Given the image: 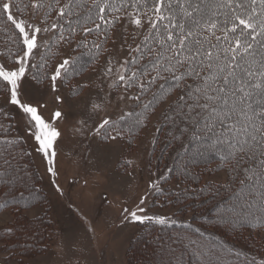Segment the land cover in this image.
Here are the masks:
<instances>
[{
  "label": "snow or ice",
  "instance_id": "snow-or-ice-1",
  "mask_svg": "<svg viewBox=\"0 0 264 264\" xmlns=\"http://www.w3.org/2000/svg\"><path fill=\"white\" fill-rule=\"evenodd\" d=\"M57 5V21L50 26L47 19L33 21L41 11L52 7V0H0V16L6 17L18 30L19 51L12 55L15 67L0 63V90L7 103L14 106L23 117L25 130L35 144V151L42 156L47 172L55 177L56 144L61 132L42 110L46 105L28 98V73L30 69L46 67L33 63L32 57L40 47V34L64 27L60 21H68V39L60 32L58 40L71 43L77 27L84 34L100 32L102 26H112L109 32L101 33L104 42L110 32L119 27L122 39L129 36L140 42L132 47L123 62L107 61L103 75L112 80L110 87H123L120 101H132L138 106L145 93H152V99L143 104L147 112L154 113L155 102L165 94L177 93L175 100L163 113L167 121L172 141L188 140L192 159L201 150L219 154L218 159L228 173L229 183H238L245 203L256 201L264 208V0H54ZM31 9L28 19L21 17ZM91 25V26H89ZM78 45L87 47V39L82 37ZM97 52L107 51L101 43H93ZM77 58H64L57 63L48 76L53 91L57 81H63L75 71ZM115 79H112L113 69ZM40 77L37 72L31 80ZM82 87V86H80ZM135 88L136 94L126 95ZM156 89L153 92V89ZM75 91V89H74ZM57 101L63 102L57 96ZM91 111H104L110 101L97 96L89 98ZM137 116L135 111L119 117L126 121L129 134L141 125L147 126L150 115ZM9 120L7 126L0 123V183L7 187L11 177L8 170L16 159L18 145L23 138L15 135V125L5 112H0ZM63 113L57 110L54 119ZM105 141H116L124 136V128L117 121L105 116L92 129ZM157 133L163 126L157 127ZM156 137L153 138V143ZM188 148L186 147V151ZM130 163V161L128 162ZM172 169H169L171 172ZM187 173V166H184ZM160 177L150 184L157 192ZM223 187V185H221ZM57 191H62L56 185ZM205 189H201L203 192ZM209 190L218 195V189L209 185ZM140 204H144V198ZM9 202L0 201V209H7ZM19 211V205H13ZM124 220L141 222L155 221L161 225L175 223L169 217L142 215L146 209H124ZM219 218L227 219L231 213L227 207L218 210ZM230 222V221H229ZM6 239L14 233V228L3 230ZM198 231V230H197ZM195 248L197 264H222L226 250L213 241L191 240ZM231 255V254H229Z\"/></svg>",
  "mask_w": 264,
  "mask_h": 264
},
{
  "label": "trees",
  "instance_id": "trees-1",
  "mask_svg": "<svg viewBox=\"0 0 264 264\" xmlns=\"http://www.w3.org/2000/svg\"><path fill=\"white\" fill-rule=\"evenodd\" d=\"M44 2L47 4L49 0H44ZM65 2L66 0H61V4ZM23 3H28V0H23ZM56 11L57 5L52 0L51 8H47L46 11L42 10L39 17L32 16L31 19L42 25L43 21L47 19V24L50 26L58 19ZM30 13L31 9L29 8L21 17L14 10L18 19H28ZM60 23L64 24V27L49 32V38L45 42V49L40 58H46L49 52H51L49 56L52 60L58 58L62 47L68 52L67 58H77L78 62L74 66V73L63 80V83H66L83 71H95L98 68L102 59L111 51V38L104 42L101 33L109 32L112 26H102L99 33L94 30L91 35H87L80 31L75 18H72V24L77 27V31L73 34L72 42L65 43L58 40V35L63 32L65 40L68 39V21L63 20ZM17 33L18 30L11 22L7 21L6 17L0 16V63H6L9 67L15 66L12 62V55L19 51ZM41 34L45 35V33ZM82 37L87 39V47L77 44V41ZM94 42L101 43L107 51H101L97 55L96 50L91 47ZM40 62L39 64H41ZM51 62L48 60L46 67L32 70V75L40 73L39 79L36 80L39 85H44L49 80L43 70L50 73ZM85 86L88 87L86 83ZM70 90L72 94H78L82 88L77 87L75 91ZM130 91L133 95L137 90L133 88ZM155 91L154 88L153 92ZM176 95L177 93L174 92L170 96L167 94L161 96L153 106L154 113H152V109H148L146 112L142 107L152 99V93L144 94L140 106L133 103L129 112L134 110L137 116L152 114L146 127L141 125L139 128L133 129L130 134L126 127L129 118L126 117L125 122H121L119 118L115 120L120 127L124 128V136L119 139L127 148L121 157L120 166L123 171H127L131 165L128 163V156L132 154L130 147L134 145L136 138L142 136L143 130L152 124L153 115H159L160 119L154 127L157 129V127L163 126V131L159 133L156 131V142L152 152L159 156L156 158L160 167L166 171L165 177L168 178L163 181L161 187L163 191L156 193L158 199L156 206L160 205L159 208L167 212L163 216L175 221L174 224L164 225L155 221L137 222L139 231L131 239L127 249V264H165L160 261V254L164 255L166 251V255H168L166 243L169 244V248L170 245L173 246L175 259L172 260L175 264H197L196 250L190 245V241L201 239L202 241H213L226 250L222 264H264V208L256 201L245 203L239 184L228 182V173L227 179L223 182L203 180L205 175L214 170H225L224 165L218 159V153L205 157L204 153L207 154L209 151L202 149L201 154L193 160L187 139L172 141L171 136L167 135L169 127L163 113L167 110L168 105L175 100ZM4 97V92L0 90V112L7 113L11 118L10 122L15 125L14 116L5 104ZM165 103L166 105L161 109V105ZM8 122L9 120L4 116H0V123L7 126ZM14 131L17 135L16 125ZM15 156L16 159L12 161V167L8 170L11 180L7 187L0 183V201L7 200L9 206L6 210H11L13 214L11 223L0 228V236H6L3 230L8 227L14 228V233L7 236L6 239H0V244L2 251L6 254L4 257L6 263L16 261L19 264H31L30 258L45 254L50 250L51 242L58 232L52 218L48 193L43 187L41 174L24 139L23 143L18 145ZM185 165L188 169L187 173L184 171ZM169 169L172 171L169 172ZM173 180L177 182L175 185L166 184L167 181L172 183ZM209 185L215 186L219 194L216 195L212 190H209ZM201 189L205 190L201 192ZM15 204L19 205V211L14 210L13 205ZM34 206H39L42 209L41 214L37 217H31L27 213V210ZM224 207L229 209L231 215L222 220L219 218L218 210ZM4 210L0 209V214ZM161 243H164L165 246ZM168 260L171 259L168 258Z\"/></svg>",
  "mask_w": 264,
  "mask_h": 264
},
{
  "label": "rangeland",
  "instance_id": "rangeland-1",
  "mask_svg": "<svg viewBox=\"0 0 264 264\" xmlns=\"http://www.w3.org/2000/svg\"><path fill=\"white\" fill-rule=\"evenodd\" d=\"M50 32V31H49ZM49 32L40 34V47L32 57L33 63L43 64L52 61L50 73L44 71L47 76L55 65L67 58V51L61 48L58 58H40L45 49ZM122 29L115 28L111 34V51L101 61L95 71H83L66 81H57V89L53 91L48 80L44 85L31 80L32 70L28 73L29 84L28 98L46 105L42 110L46 119L52 120L61 136L56 144L57 156L55 168L57 176L53 177L47 172L45 160L35 151V144L25 130V123L20 112L12 105L4 102L9 107L16 125V132L22 137L30 149L35 164L41 174L42 184L48 193L52 218L56 223L57 236L51 242V248L45 254L29 259L31 264H127V249L131 239L139 231L135 221H125L124 209L136 210L138 206L146 209L142 215L158 216L167 212L157 205V191L150 184L165 177V172L152 152L153 138L156 136V126L159 115L154 114L152 124L143 130L140 138L130 147L132 154L128 156L130 167L123 171L120 166L124 147L121 140L105 141L92 129L105 116L112 120L128 113L132 107V101H120L123 87H110L112 80L103 75L107 67V61L123 62L129 55V47H135L140 42L128 37L127 42L122 39ZM15 67V66H12ZM45 75V77H46ZM116 69H113L112 79H115ZM85 83L88 87L85 86ZM82 86V91L72 94L71 90ZM110 101L104 111L94 113L91 111L89 98L93 101L97 96ZM126 95H132L129 91ZM62 97L63 102L56 97ZM166 105H161V109ZM60 110L63 116L54 119V113ZM215 155L209 151L204 156ZM126 156V155H125ZM215 157V156H214ZM227 179L225 170H214L204 176L203 180L223 182ZM164 180H160L161 188ZM176 181L166 182L169 186ZM59 185L62 193L57 191ZM144 198V204L140 201ZM175 211V210H174ZM173 211V212H174ZM42 209L39 206L27 210L28 215L37 217ZM13 220L11 210H4L0 214V228L8 226ZM165 246L164 243H161ZM161 245V246H162ZM164 255L160 254V261L165 264H175V253L172 245L166 243ZM151 249V248H149ZM156 252L157 250L154 249ZM172 250V251H171ZM154 251V252H155ZM0 264H19L16 261L6 263V254L1 249ZM171 259L170 261L168 260Z\"/></svg>",
  "mask_w": 264,
  "mask_h": 264
},
{
  "label": "crops",
  "instance_id": "crops-1",
  "mask_svg": "<svg viewBox=\"0 0 264 264\" xmlns=\"http://www.w3.org/2000/svg\"><path fill=\"white\" fill-rule=\"evenodd\" d=\"M1 257H2V255L0 256V262H2Z\"/></svg>",
  "mask_w": 264,
  "mask_h": 264
}]
</instances>
